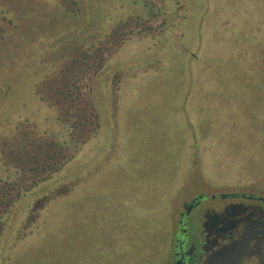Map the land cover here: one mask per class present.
Returning <instances> with one entry per match:
<instances>
[{
	"label": "rangeland",
	"instance_id": "374dc122",
	"mask_svg": "<svg viewBox=\"0 0 264 264\" xmlns=\"http://www.w3.org/2000/svg\"><path fill=\"white\" fill-rule=\"evenodd\" d=\"M39 1L0 0V182L21 128L70 143L37 91L72 61L104 62L100 128L4 217L0 264H157L182 169L264 187V0Z\"/></svg>",
	"mask_w": 264,
	"mask_h": 264
},
{
	"label": "flooded vegetation",
	"instance_id": "af4514ba",
	"mask_svg": "<svg viewBox=\"0 0 264 264\" xmlns=\"http://www.w3.org/2000/svg\"><path fill=\"white\" fill-rule=\"evenodd\" d=\"M43 1L39 3L53 5L65 14L81 13L76 0ZM123 1L108 0L116 8ZM131 37L133 34L126 40ZM177 175L180 183L172 193L176 196L185 190L187 198L169 206L167 243L154 252L155 263L264 264V187L247 189L227 183L231 176L224 180L208 167L182 169ZM160 209L163 211L162 206ZM7 258L10 260L9 254Z\"/></svg>",
	"mask_w": 264,
	"mask_h": 264
},
{
	"label": "trees",
	"instance_id": "16d2710c",
	"mask_svg": "<svg viewBox=\"0 0 264 264\" xmlns=\"http://www.w3.org/2000/svg\"><path fill=\"white\" fill-rule=\"evenodd\" d=\"M103 63L99 60L91 63V66L75 60L61 78L53 81L54 84L46 83L38 93L49 107L58 111L60 116L64 115L62 123L71 141L62 144L55 136L48 142L37 135L34 127H30L29 132H23L21 128L20 135L14 138L16 144L9 160L13 162V166L10 165L16 170L17 179L13 183L0 182V238L5 228L4 217L22 196L50 180L75 158L82 145L96 135L100 121L93 107L86 75L93 68L103 66ZM45 201L48 199L40 200L39 204L43 206Z\"/></svg>",
	"mask_w": 264,
	"mask_h": 264
}]
</instances>
